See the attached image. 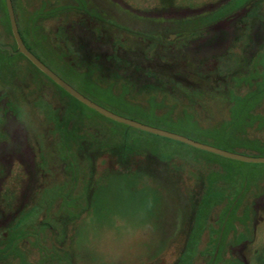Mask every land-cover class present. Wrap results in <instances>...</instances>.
<instances>
[{"label": "rangeland", "instance_id": "rangeland-1", "mask_svg": "<svg viewBox=\"0 0 264 264\" xmlns=\"http://www.w3.org/2000/svg\"><path fill=\"white\" fill-rule=\"evenodd\" d=\"M14 2L32 52L74 88L207 131L264 68V0ZM13 36L0 11V45L17 51ZM20 54L0 66L3 264H264V164L115 125Z\"/></svg>", "mask_w": 264, "mask_h": 264}, {"label": "trees", "instance_id": "trees-1", "mask_svg": "<svg viewBox=\"0 0 264 264\" xmlns=\"http://www.w3.org/2000/svg\"><path fill=\"white\" fill-rule=\"evenodd\" d=\"M15 0H13V5L17 17V22L19 25V19H18V12L15 5ZM0 11L3 14V18L5 20V23L8 27V30L10 34H12L8 11L6 7L5 0H0ZM20 33L22 35V38L28 47V49L32 52V48L29 46V44L26 41L25 35L23 34L22 30L20 29ZM13 35V34H12ZM35 53V52H33ZM0 55L2 60L0 61V66L2 65H8L10 64V61L15 59V56L10 53L7 50H3L0 48ZM22 57H24L26 60H28L23 54H20ZM29 61V60H28ZM42 61V60H41ZM43 62V61H42ZM34 68L35 67L31 61L29 62ZM108 65H104L103 71L105 72L109 67ZM169 66V64H168ZM168 66H165L164 68H168ZM155 71L159 72V69L157 67H153ZM167 72V69H165ZM102 71V72H103ZM145 70H138L137 66L132 65L129 63L127 66V79L136 84L142 86V82L140 83L139 79H136L142 75V72ZM41 72V71H40ZM46 78H48L55 86H58L54 81H52L47 75H45L43 72H41ZM107 73V72H106ZM140 74V75H139ZM160 75V74H158ZM178 78H184L187 82V77H181L177 76ZM243 80H246L249 84L245 85L248 86V92L244 96H236L235 101L231 108V117L228 123H226L223 127H221L219 130H204L200 129L199 127L193 126L190 121H187V119H181L180 117L174 116L173 114H169L166 112H157L153 108H144L140 104H134L129 102V100L123 99L117 95L113 94H103L99 91H90V92H81L94 102L100 104L101 106L113 111L114 113H117L119 115H122L124 117L135 119L136 121H139L141 123L151 125L154 127H158L164 130L172 131L174 133H178L184 136H188L189 138H192L196 141L210 144L219 148L241 153L244 155H250V156H263L264 157V143L252 140L248 137L249 128L253 127L254 125H258V128L261 130H264V116L262 114L256 113L257 105L259 104V101L263 98L262 95H264V68L258 69V70H251V71H245L242 77ZM175 81L179 83H184V85L189 86V83L183 82L182 80H177V78L174 79ZM159 83H154L151 85L157 86ZM138 85V86H139ZM143 86H149V85H143ZM60 89L65 95H67L69 98H71L73 101L79 103L83 108H86L90 110L93 113H96L97 115H100L96 111L88 108L78 100H76L74 97H72L70 94H68L65 90H63L60 86L57 87ZM250 90V91H249ZM103 117L102 115H100ZM104 119L108 120L109 122L121 126L130 128L126 125L119 124L115 121H112L108 118L103 117ZM131 130H134L130 128ZM149 134V133H147ZM155 136V135H154ZM159 137V136H156ZM162 138V137H159ZM174 143H177L179 145L192 148L188 145H185L183 143L162 138ZM194 149V148H193ZM10 248V247H9ZM12 248V246H11ZM2 249H0V258ZM4 262L0 261V264H3Z\"/></svg>", "mask_w": 264, "mask_h": 264}, {"label": "water", "instance_id": "water-1", "mask_svg": "<svg viewBox=\"0 0 264 264\" xmlns=\"http://www.w3.org/2000/svg\"><path fill=\"white\" fill-rule=\"evenodd\" d=\"M13 0H5L6 7L8 11L10 26L12 30V34L14 35V39L17 45V51H14L13 47L11 46H3L0 45V48L3 50H7L12 54L21 53L23 54L29 61H31L41 72L47 75L52 81H54L58 86H60L63 90H65L68 94L74 97L76 100L84 104L85 106L89 107L90 109L96 111L97 113L117 122L120 124L127 125L131 128L144 131L153 135H157L160 137H164L167 139H171L190 147L212 153L224 158H228L235 161H240L244 163H252V164H264V157L263 156H250L244 155L237 152L228 151L210 144L202 143L196 141L188 136H184L178 133H174L172 131L164 130L158 127H154L151 125H147L136 121L135 119H130L114 113L113 111L101 106L100 104L94 102L81 92H79L76 88L62 79L59 75H57L54 71H52L45 63H43L33 52H31L28 47L26 46L22 35L19 30L15 9L13 6Z\"/></svg>", "mask_w": 264, "mask_h": 264}]
</instances>
